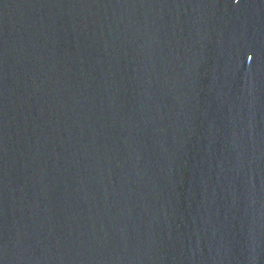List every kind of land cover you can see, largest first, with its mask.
<instances>
[{"label": "water", "instance_id": "obj_1", "mask_svg": "<svg viewBox=\"0 0 264 264\" xmlns=\"http://www.w3.org/2000/svg\"><path fill=\"white\" fill-rule=\"evenodd\" d=\"M0 264H264V0H0Z\"/></svg>", "mask_w": 264, "mask_h": 264}]
</instances>
